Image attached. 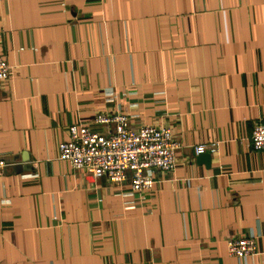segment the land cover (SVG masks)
<instances>
[{"label":"crops","instance_id":"crops-1","mask_svg":"<svg viewBox=\"0 0 264 264\" xmlns=\"http://www.w3.org/2000/svg\"><path fill=\"white\" fill-rule=\"evenodd\" d=\"M0 55V264H264V0H0ZM99 111L170 127L174 168L134 191L59 159Z\"/></svg>","mask_w":264,"mask_h":264},{"label":"built area","instance_id":"built-area-1","mask_svg":"<svg viewBox=\"0 0 264 264\" xmlns=\"http://www.w3.org/2000/svg\"><path fill=\"white\" fill-rule=\"evenodd\" d=\"M12 65L0 55V80L7 79ZM95 123H113L108 132L98 131L88 124L73 123L69 136L58 144V158L68 161L75 168H82L94 175H106L110 180L129 178L131 189L146 191L154 183V170H170L176 165L175 151L179 142L166 125L144 124L138 128L129 125L123 111H99ZM249 144L252 149H264V120L254 122ZM205 149L196 145L197 153ZM8 162L0 156V173ZM256 234L231 236L227 239L228 252L246 259L256 251Z\"/></svg>","mask_w":264,"mask_h":264},{"label":"water","instance_id":"water-1","mask_svg":"<svg viewBox=\"0 0 264 264\" xmlns=\"http://www.w3.org/2000/svg\"><path fill=\"white\" fill-rule=\"evenodd\" d=\"M201 152H203V151H201ZM201 152H199V153H201Z\"/></svg>","mask_w":264,"mask_h":264}]
</instances>
